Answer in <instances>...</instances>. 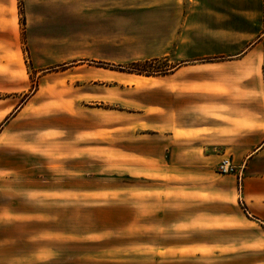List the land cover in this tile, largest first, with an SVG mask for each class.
Wrapping results in <instances>:
<instances>
[{"label": "crops", "instance_id": "1", "mask_svg": "<svg viewBox=\"0 0 264 264\" xmlns=\"http://www.w3.org/2000/svg\"><path fill=\"white\" fill-rule=\"evenodd\" d=\"M185 1L186 16L201 17L203 37L233 48L216 53L235 62L228 77L218 75L233 86L221 82L217 94H205L209 100L194 91L150 90L157 100L138 102L143 111L136 112L153 130L139 134L141 171L112 175L108 183L81 143L85 153L65 155L61 165V133L68 129L61 119L36 129L29 120L18 124L33 97L49 89L42 74L34 95L0 125V264H264V0ZM223 158L239 168V180L216 171ZM132 188L136 205L123 200L119 216L94 214L77 229L65 224L81 206L79 195L106 194L93 203L113 207L112 195ZM83 240H93V248ZM97 240L105 247L95 248Z\"/></svg>", "mask_w": 264, "mask_h": 264}, {"label": "rangeland", "instance_id": "2", "mask_svg": "<svg viewBox=\"0 0 264 264\" xmlns=\"http://www.w3.org/2000/svg\"><path fill=\"white\" fill-rule=\"evenodd\" d=\"M187 7L185 0H0V108L6 107L0 112V125L34 95L40 76L47 74L49 89H41L27 104L20 127L26 120L30 129H36L51 118L61 119L68 127L61 133V165L63 156L85 153L81 143L88 147L86 152L92 151V161L104 178L101 181L113 182L112 175L137 177L142 163L137 157L143 137L139 134H153V130L141 126L140 121L147 118L136 112L143 111L138 102L157 100L150 90L194 91L209 100L205 94H217L221 82L222 87L233 86L231 79L219 80L218 75L225 71L228 77L235 62H224L231 60L229 55L216 54L233 48L203 37L201 17H187ZM144 60H154V69L160 71L137 74L126 67ZM186 61H191L190 67L172 74ZM260 75L264 95V62ZM60 109L67 110L61 117ZM75 127L91 131L75 132ZM74 160L67 168L80 162ZM230 174L239 180L237 166ZM129 181L138 183L137 178ZM137 195L135 188L113 194V207L93 203L105 201L106 194L92 199L79 195L76 200L81 206L76 205L73 220L65 224L77 229L94 214L99 218L119 216L122 201L132 200L136 205ZM93 242L83 240L82 246L93 248ZM101 247L105 244L97 240L95 248Z\"/></svg>", "mask_w": 264, "mask_h": 264}, {"label": "trees", "instance_id": "3", "mask_svg": "<svg viewBox=\"0 0 264 264\" xmlns=\"http://www.w3.org/2000/svg\"><path fill=\"white\" fill-rule=\"evenodd\" d=\"M156 61V59H154ZM154 60H144V61H137L131 62L128 64V69L130 72H135L137 74H146L151 75L152 73L158 72L160 70H155L154 66L152 65ZM120 68H124V65H119Z\"/></svg>", "mask_w": 264, "mask_h": 264}, {"label": "built area", "instance_id": "4", "mask_svg": "<svg viewBox=\"0 0 264 264\" xmlns=\"http://www.w3.org/2000/svg\"><path fill=\"white\" fill-rule=\"evenodd\" d=\"M218 169L220 173L229 174L235 171V166L231 163L230 159L224 158L220 161Z\"/></svg>", "mask_w": 264, "mask_h": 264}]
</instances>
